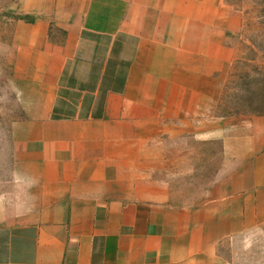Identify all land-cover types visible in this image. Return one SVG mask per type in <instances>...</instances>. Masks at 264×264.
Returning <instances> with one entry per match:
<instances>
[{"label":"crops","instance_id":"crops-1","mask_svg":"<svg viewBox=\"0 0 264 264\" xmlns=\"http://www.w3.org/2000/svg\"><path fill=\"white\" fill-rule=\"evenodd\" d=\"M23 8L52 38L23 77L0 264H264V116L216 113L237 59L225 0Z\"/></svg>","mask_w":264,"mask_h":264},{"label":"rangeland","instance_id":"rangeland-1","mask_svg":"<svg viewBox=\"0 0 264 264\" xmlns=\"http://www.w3.org/2000/svg\"><path fill=\"white\" fill-rule=\"evenodd\" d=\"M225 4L237 13L239 31L231 37L237 59L223 74L216 113L240 120L264 116V0H225ZM40 21L44 19L23 8V0H0V184L11 170L13 127L26 118L23 77L29 62L38 59L31 52L46 36L52 38L51 33H38ZM222 251L225 258L233 257L227 246Z\"/></svg>","mask_w":264,"mask_h":264}]
</instances>
